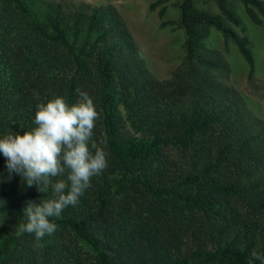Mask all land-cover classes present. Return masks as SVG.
<instances>
[{
    "label": "trees",
    "instance_id": "1",
    "mask_svg": "<svg viewBox=\"0 0 264 264\" xmlns=\"http://www.w3.org/2000/svg\"><path fill=\"white\" fill-rule=\"evenodd\" d=\"M36 1L0 0V139L36 128L40 104L79 103V89L99 113L90 151L105 148L108 167L37 240L21 230L24 209L55 198L52 185L40 192L9 178L0 153V264H249L264 255V118L226 83L224 54L205 45L212 31L231 41L251 81L254 56L230 2L259 25L264 0H179L183 57L162 79L112 4L38 14ZM166 1L149 8L163 4L162 17Z\"/></svg>",
    "mask_w": 264,
    "mask_h": 264
},
{
    "label": "clouds",
    "instance_id": "2",
    "mask_svg": "<svg viewBox=\"0 0 264 264\" xmlns=\"http://www.w3.org/2000/svg\"><path fill=\"white\" fill-rule=\"evenodd\" d=\"M81 97L77 104L69 105L65 98L56 97L38 105L34 117L37 125L23 135L10 133L0 139V153L6 158L9 178L20 175L28 187L42 192L52 185L54 197L42 203L29 202L24 209L27 223L21 230L34 233L37 240L53 234L60 218L69 206H75L84 192L91 187V179L101 175L108 167L109 153L105 148L89 144L95 122L99 119L93 99L77 89ZM67 179L52 183V178L63 175ZM260 260L264 255L253 252L249 260Z\"/></svg>",
    "mask_w": 264,
    "mask_h": 264
},
{
    "label": "rangeland",
    "instance_id": "3",
    "mask_svg": "<svg viewBox=\"0 0 264 264\" xmlns=\"http://www.w3.org/2000/svg\"><path fill=\"white\" fill-rule=\"evenodd\" d=\"M79 1L92 5L110 3L115 7L124 18L145 66L155 77L160 79L168 77L182 59L184 33L176 23L179 0L166 1L164 3L166 9L162 17L158 16V9L163 4L154 9L149 8V4L155 0H37L33 8L38 14H42L47 7L57 3L67 6ZM230 3L241 18L244 33L250 41L249 46L255 60L253 79L247 80L248 65L237 47L231 41L225 43L219 32L212 31L205 40V45L216 48L224 54L230 66L226 83L239 92L255 115L264 118V19L261 24H254L238 1ZM196 5L201 8L206 6L203 0H197ZM212 9L216 11L215 8ZM162 20L174 22L161 26ZM234 29L242 34L238 27ZM124 124L125 129L131 131L129 125L125 122Z\"/></svg>",
    "mask_w": 264,
    "mask_h": 264
}]
</instances>
